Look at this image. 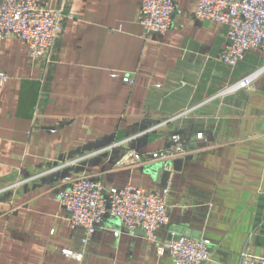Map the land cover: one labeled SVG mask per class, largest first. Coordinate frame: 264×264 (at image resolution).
<instances>
[{
  "label": "crops",
  "instance_id": "1",
  "mask_svg": "<svg viewBox=\"0 0 264 264\" xmlns=\"http://www.w3.org/2000/svg\"><path fill=\"white\" fill-rule=\"evenodd\" d=\"M175 1L171 28L147 35L141 0H47L70 14L50 63L17 37L0 39V264H76L62 248L80 250L84 228L54 195L83 175L106 188H169L158 240H211L203 264L264 256V52L221 61L228 27L197 18L198 0ZM258 69L250 89H229ZM174 133L187 152L172 168L116 164ZM119 229L107 216L81 264H176L142 230Z\"/></svg>",
  "mask_w": 264,
  "mask_h": 264
},
{
  "label": "built area",
  "instance_id": "2",
  "mask_svg": "<svg viewBox=\"0 0 264 264\" xmlns=\"http://www.w3.org/2000/svg\"><path fill=\"white\" fill-rule=\"evenodd\" d=\"M175 13V0H141L139 23L147 35L163 34L171 28ZM195 16L228 27V42L219 59L232 67L243 61L249 50L264 52V0H198ZM69 17L62 7L53 8L47 0H0V39L17 37L27 44L31 57L44 58L50 63ZM261 71L256 70L229 89H250ZM186 152V140L174 133L166 147L150 154L129 149L116 164L127 166L150 160L168 169ZM168 192L169 188L160 193L133 184L106 188L101 181L84 175L67 178L54 199L66 210V219L73 229L84 228V236L80 250L64 247L62 254L81 264L92 236L110 216L120 225L115 232L117 236L123 230L130 233L142 230L145 238L158 243V253L168 252L176 264H203L211 260V240L207 238L173 231L168 240H158L157 230L170 221ZM240 264H264V256L244 252Z\"/></svg>",
  "mask_w": 264,
  "mask_h": 264
},
{
  "label": "rangeland",
  "instance_id": "3",
  "mask_svg": "<svg viewBox=\"0 0 264 264\" xmlns=\"http://www.w3.org/2000/svg\"><path fill=\"white\" fill-rule=\"evenodd\" d=\"M17 182H19V180H18ZM15 184H16V183H14L13 186H14ZM9 188H11V187L9 186L8 189H9ZM3 191H9V190H7V188H6V189H4Z\"/></svg>",
  "mask_w": 264,
  "mask_h": 264
},
{
  "label": "water",
  "instance_id": "4",
  "mask_svg": "<svg viewBox=\"0 0 264 264\" xmlns=\"http://www.w3.org/2000/svg\"><path fill=\"white\" fill-rule=\"evenodd\" d=\"M174 162L176 163V160ZM178 233H181V232H178Z\"/></svg>",
  "mask_w": 264,
  "mask_h": 264
}]
</instances>
